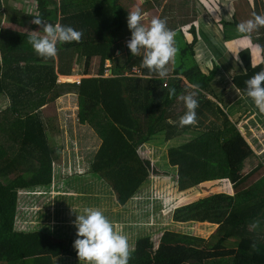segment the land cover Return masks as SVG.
Instances as JSON below:
<instances>
[{"label": "trees", "instance_id": "obj_1", "mask_svg": "<svg viewBox=\"0 0 264 264\" xmlns=\"http://www.w3.org/2000/svg\"><path fill=\"white\" fill-rule=\"evenodd\" d=\"M32 1L35 12L4 8L12 0H0V11L4 8L3 14L15 25L24 26L38 15L46 23L58 22L80 31L81 38L58 44L56 56L45 60L31 48L29 34L0 30V97L10 102L7 108H0V264L85 262L78 259L72 247L76 238L70 229L73 224H57L53 229L42 225L30 230L16 228L24 221V206L31 201L22 204L19 192L39 188L44 193L53 184L56 149L49 145L47 122L41 111L67 94L76 99L78 125L91 131L100 144L90 152L83 175L95 176L107 184L117 206L124 211L135 207V200L149 184L151 160L145 154L147 147L166 154L169 166L176 170L174 189L178 194H193L209 183L233 185L234 195L213 194L175 209L173 222L180 229L139 236L129 249L128 264H264V178L249 188H240L248 176L240 177V167L255 152L232 120L237 121L234 108L224 107L228 92L220 86V79L216 80L219 72L223 74V64L202 45L196 26L188 29L191 40L175 46L171 69L160 78L141 66L142 54L132 56L126 49V61L119 60L120 41L130 39L121 0ZM151 1L157 7L162 5V0H144L140 6L153 8ZM198 1L179 3L192 10ZM215 1L228 4L236 0ZM248 1L252 14L264 15V0ZM168 6L160 19L172 30L166 22ZM203 7H212L216 12L214 6ZM222 22L225 27L235 28L240 23L235 13H226ZM31 29L40 30V26L32 24ZM207 30H203L204 36L215 55L227 59L223 40L214 38L210 28ZM173 31L183 36L179 29ZM252 37L261 46L264 58V27L256 29ZM200 46L202 59L195 52ZM56 57L58 74L63 75L59 77L71 75V65L79 58L85 60L84 73L88 75L92 60L99 58L98 77L83 78L79 86L57 83L53 68ZM106 61L113 64L112 77L104 78ZM227 61L235 67L231 89L245 97V81L264 69V59L254 63L252 50L245 48L237 60ZM133 68L139 73L122 76L124 70L131 72ZM192 93L198 102L195 121L179 126V118L186 111L182 97ZM187 132L199 135L174 145ZM26 221L38 226L43 220L38 213H30ZM198 222L219 225L217 234L221 237L206 240L184 230Z\"/></svg>", "mask_w": 264, "mask_h": 264}, {"label": "rangeland", "instance_id": "obj_2", "mask_svg": "<svg viewBox=\"0 0 264 264\" xmlns=\"http://www.w3.org/2000/svg\"><path fill=\"white\" fill-rule=\"evenodd\" d=\"M14 1L16 2L15 4ZM166 1H163V3ZM178 1L179 0H172L173 5L170 6L172 10L176 9L175 5L180 4L179 2L181 0ZM142 2H144V0L120 1L125 9V16L123 19L125 22L128 11L139 8L143 13L144 11H150V9H153L156 5L154 1H151L153 8L148 4L140 6ZM249 2L250 1L248 0H238L228 4H225L223 1L222 4H219L216 3L215 0L211 2L207 1V3L202 1L201 3L206 4V7L209 5L214 6L216 11H212L213 15L208 16L205 8L201 6L203 13L202 18L206 21L210 30L221 32L219 36L216 32L214 38H217L218 40L220 39L221 41L223 40V43L227 44V46L226 44L224 46L226 50L223 49V52L227 54V59L237 60L238 54L245 46H247L251 48L253 55L254 49L257 50L258 55L255 54L254 60L256 63H259L264 58L260 55L261 46L259 48L252 37V35L255 34V30L249 33L250 36L245 37L243 34L238 33L235 27L227 28L224 26L223 28L221 23L226 13H235V17L240 23L252 19L253 14ZM17 3L19 4L17 5ZM6 6L9 8H17L20 11L28 10L29 13L30 11H36L32 0H12L11 3L4 5V8ZM4 8H2V10ZM161 8H163V6ZM161 8L154 13L158 15ZM168 8L169 6L167 9ZM2 10L0 11V28L6 27L29 35H43L42 31L31 29L32 24L29 22L24 26L15 25L13 23L10 24L7 14H3ZM180 10L184 11V7L181 6ZM194 10L198 11L199 7L195 6ZM152 15L145 12L141 22L145 26H148L152 20ZM202 18H198L199 22L195 21L194 23L197 27L199 40H202L201 28L208 31L204 27ZM192 20H194V18H189L186 24L181 28L183 35L187 36L188 33L190 36L189 40L192 38V34L188 31L189 26L191 25L190 21ZM210 20L217 24L213 25ZM127 38L128 37L120 41L121 54L123 56H121V59L119 58V60H123L124 62L126 61L124 48ZM203 41L206 42L205 39H203ZM174 42L175 44L180 43L183 45L187 40L179 31H177L175 32ZM202 45L205 47L203 42ZM76 54H79V52L76 51ZM118 55H120V51ZM213 56L217 61L221 62L224 67L223 74L219 72V75L216 77V80L220 79L221 81L220 86L225 89V92H228L224 101V107L234 108L233 111L235 115L237 114V121L234 119L232 120L236 122V126L240 130L242 136L255 152L252 157L242 164L239 170L240 177L243 178L248 175L247 181H245L240 188H249L264 178V113H261L254 103L250 105V102L248 101L245 105V101L241 98V94L236 93L231 89L230 80L235 74V67L230 66L227 59H222L219 55L216 56L215 53H213ZM257 57L258 59H256ZM54 61L53 68L56 70L59 62L58 57H56ZM167 65H170L167 69H171L172 62L170 61ZM105 67L111 68L113 67V64L109 61L108 64H105ZM98 68L99 58H94L89 68V74L83 76L82 74L85 71L84 62L81 61L80 58L77 61L75 59L71 65V73L72 75L75 73V75L80 78L77 79V77H71L69 75L60 77L59 79L61 83L68 82V80H71L72 82L79 81L76 83V85L79 86L81 78L87 79L90 77H98ZM125 72L130 71L124 70L123 75ZM71 95H68L69 97L60 98L58 102L56 101V103H52L50 107L41 111L44 121L47 122L46 130L49 145L51 148L56 149L57 160L54 162L55 176L52 186L47 190L48 192H44L43 199L40 198V196H37L40 194V192H37L32 195V199L29 203H26V197H24L22 201V204L26 203L23 208L24 221L27 220L30 213L31 215L38 213L40 219L43 221L38 222L40 225L36 226L37 223H24L21 220V222L16 225L18 230H21L20 227L23 229L29 228V230L32 226L40 228L41 225L44 227L49 226V228L53 229V226L57 224L61 226H64L62 224H65L66 227H68L70 224H73L72 222L75 219V215L81 214L82 208L90 207L100 210L111 222L113 230L126 236L129 250L132 248L135 240L144 233L152 232L159 234L162 232V229H180V226L173 222L172 215L175 209L209 195L220 193H226L228 195L235 194L233 185L230 182H222L220 184H218L219 182L209 183L200 186L199 189H195L193 194H178L174 189L176 170L169 166L166 154H162L156 149L147 147L148 149L145 150V154L146 156H149L151 160V176L149 184L145 187L143 194L135 200V207H132L130 212L119 208L117 206V201L114 200L115 196L107 184L95 176L83 175L87 171L91 155L90 152L96 150L100 144L98 138L91 131L86 127L78 125L76 117L77 102L76 99H73L75 97L71 98ZM9 103L8 98L0 97V108H7ZM246 109L250 111L243 112ZM57 112H59V114ZM234 113H232L233 116ZM239 115L242 118H239ZM197 135H199V133L187 132L176 140L174 145L189 141ZM259 166L262 167L259 169ZM76 173L81 176L79 177ZM67 174L69 175L65 176ZM103 198H106L105 202L102 201ZM137 206L139 208H136ZM71 227L72 228L70 229H73L72 233L74 234V231L76 232V230L74 226ZM218 228L219 225L217 224L198 222L190 224L184 230L194 236L208 240L212 236H215L218 239L221 237L217 234ZM63 264L78 263L65 262ZM80 264H86V262Z\"/></svg>", "mask_w": 264, "mask_h": 264}, {"label": "clouds", "instance_id": "obj_3", "mask_svg": "<svg viewBox=\"0 0 264 264\" xmlns=\"http://www.w3.org/2000/svg\"><path fill=\"white\" fill-rule=\"evenodd\" d=\"M142 18L143 14L139 8L128 11L126 25L130 31V39L128 42L125 41V44L127 42L125 49H128L132 56L142 54L141 66L147 68L150 73L165 78L167 75L166 65L174 59L177 52L174 46L175 32L166 27L163 19L153 18L150 24L145 26L141 22ZM30 23L40 26L43 35H29L28 43L35 54L45 60L56 56L58 44L78 42L81 38L80 31L58 22L55 24L46 23L38 15L32 16ZM260 27H264V15L254 13L252 19L238 23L236 31L240 34H249ZM108 63L109 61H106L105 64ZM104 68V73L108 69L112 71V67L106 68L104 65ZM104 73L102 77H104ZM59 75L57 76V83L76 84L79 82L61 83ZM245 85L246 96L241 95L245 105L248 101L250 105L254 103L256 108L264 113V69L246 80ZM193 87L198 88V85ZM194 95L195 93H192L182 97L186 111L179 118V126L188 125L195 121V109L198 102ZM245 111L250 110L246 109L243 112ZM20 192L23 195L21 200L26 197V201L31 200L34 193L40 192L37 196L44 195L39 188L24 189ZM23 222L28 223V221ZM72 223L76 230V238L72 247L75 249L79 260L85 261L86 264H128L129 250L126 236L115 232L111 222L100 210L84 207L81 214L75 215ZM20 229L23 228L20 227Z\"/></svg>", "mask_w": 264, "mask_h": 264}, {"label": "crops", "instance_id": "obj_4", "mask_svg": "<svg viewBox=\"0 0 264 264\" xmlns=\"http://www.w3.org/2000/svg\"><path fill=\"white\" fill-rule=\"evenodd\" d=\"M163 1H166V0H163ZM163 1H162V5L160 6V7H157V6H155L153 9H150V11H145V12H148L149 14H155V15H152V17H151V19H153V18H161V16H163V14H164V12H163V10H164V8L169 4V6H171V1L170 0H168V1H166L165 3H163ZM202 1H205L206 3H207V0H199L198 2H196L197 3V5H194V7L195 6H198L199 7V10L197 11V10H194V7H193V9L192 10H187L185 7H184V11H181L180 10V7H181V4H179V5H175V7H176V9L175 10H172L171 8H168V9H165L166 11H167V16H166V22H168L169 24H170V28L173 30V28H174V30H180L181 31V28L184 26V25H182L184 22H187V20L189 19V18H194V20H192V21H190L191 22V25H194V23H195V21L196 22H199V19H201L202 18V15H203V13H202V8H201V6L203 7V5H205V4H202L201 2ZM211 1H213V0H211ZM236 1H238V0H236ZM179 2V1H178ZM191 3V2H190ZM163 6V8H161ZM159 8H161V11L158 13V15H156V13H154L155 11H157ZM203 8H205V7H203ZM212 7H210V8H208V9H205L206 10V14L208 15V16H212L213 15V13H212V9H211ZM239 11V10H238ZM145 14V13H144ZM143 14V15H144ZM199 19H198V18ZM172 20V21H171ZM202 20H203V24H204V27L206 28V29H209L208 28V26H207V24H206V21L202 18ZM210 22H211V20H210ZM222 23V26H223V28H224V22H221ZM11 24V23H10ZM190 25V26H191ZM189 26V27H190ZM195 26V25H194ZM197 28V27H196ZM227 28H230V27H227ZM1 29H9V30H12V29H10V28H6V27H4V28H0V30ZM203 28H201V32H202V42L204 43V45H205V47H206V49L209 51H211L210 53L212 54V56H213V50L211 49L212 48V44H211V42L209 41V39L207 38V36L205 37L204 36V32H203ZM13 31H14V29H13ZM210 31H213V30H210ZM182 32V31H181ZM207 32H209V31H207ZM214 32V35H215V33L217 32V31H213ZM220 33L221 32H217V34H218V36L220 35ZM213 34V33H212ZM212 34H210L209 35V37L212 35ZM184 36V35H183ZM246 37V36H245ZM185 39L188 41L189 39H190V36L188 35V33H187V36H185ZM203 39H205L206 40V42H204L203 41ZM238 39V38H237ZM224 44H226V43H224ZM234 44V43H233ZM179 46V44L177 43V44H175V42H174V46ZM226 46H227V44H226ZM253 47V46H252ZM245 48H249V47H247V46H245L243 49H245ZM125 49V48H124ZM251 49V48H250ZM119 51H120V55H118V53H119ZM118 51V53H117V55H118V57L121 59V56H123L122 54H121V50H119ZM126 49H125V51H124V56H125V59H127V57H126ZM195 52L198 54L197 55V58L198 59H202L203 58V56H204V52H203V49L202 48H200V47H196V49H195ZM255 54L256 55H258V52H257V50L256 49H254V58H255ZM214 57V56H213ZM215 58V57H214ZM256 59H258V57L256 58ZM81 61H83L84 62V65H85V60L84 59H81ZM121 61H123V60H121ZM171 62H173V60L171 61ZM254 63H256L255 62V60H254ZM121 64H122V62H121ZM257 64V63H256ZM55 74H56V76H58L59 74H58V68H56V70H55ZM83 76H85V73H83L82 74ZM60 76V75H59ZM71 77L73 76V77H77V79L78 78H80L79 76H76L75 75V73H73V75L71 74L70 75ZM82 79V78H81ZM68 95H71V94H67V95H65L64 97H62V98H65V97H69ZM72 96V95H71ZM71 98H73V96L71 97ZM73 99H75V98H73ZM58 114H59V112H57Z\"/></svg>", "mask_w": 264, "mask_h": 264}, {"label": "built area", "instance_id": "obj_5", "mask_svg": "<svg viewBox=\"0 0 264 264\" xmlns=\"http://www.w3.org/2000/svg\"><path fill=\"white\" fill-rule=\"evenodd\" d=\"M128 42V40H127ZM127 42L125 44V46L127 45ZM127 48V46H126ZM139 72L133 68L131 72H125L123 76H131L132 74H138ZM112 75V71L111 70H106L105 73H104V77H110Z\"/></svg>", "mask_w": 264, "mask_h": 264}]
</instances>
